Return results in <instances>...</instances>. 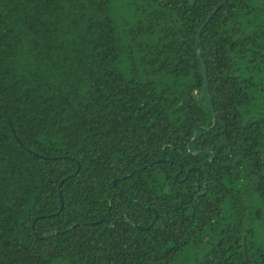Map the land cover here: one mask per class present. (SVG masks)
I'll use <instances>...</instances> for the list:
<instances>
[{"label": "trees", "instance_id": "trees-1", "mask_svg": "<svg viewBox=\"0 0 264 264\" xmlns=\"http://www.w3.org/2000/svg\"><path fill=\"white\" fill-rule=\"evenodd\" d=\"M222 2L0 0V264H264V0L199 57Z\"/></svg>", "mask_w": 264, "mask_h": 264}, {"label": "water", "instance_id": "water-1", "mask_svg": "<svg viewBox=\"0 0 264 264\" xmlns=\"http://www.w3.org/2000/svg\"><path fill=\"white\" fill-rule=\"evenodd\" d=\"M226 1H227V0H223V2H222V3H221L216 9L213 10V12L210 14L209 18L206 20L205 24H204V25L200 28V30L198 31L197 39H196V52H197V54H198L199 57L201 56V54H200V47H199L201 33H202V31H203L205 25H206V24L209 22V20L212 18V16L216 13V11H217L222 5H224V4L226 3ZM202 73H203V76H204V84H203V86H202V90H201V93H200V99H201V101H202L204 104H206V103L203 101L204 91H205L206 86H207V81H206V77H205V65H204L203 62H202ZM193 95H194V98H196V97H195V94H193ZM206 105H207V104H206ZM0 118L3 119V120H5V121L8 123V120H7L5 117L0 116ZM212 122H213L212 127H214V126H215V117L212 118ZM8 124H9V123H8ZM200 128H204V127L198 125V126H196V127L194 128V130H193V135H192V138H191L190 143L193 142V141L195 140V138H196V136H197V133H198V130H199ZM205 129H208V128H205ZM11 131H12V133H13V130H11ZM13 135H14V133H13ZM190 143H188L187 146H186V149H187V150L189 149V145H190ZM201 151H205V150H195V151H193V152H190L189 154H190V156H196V155H197L198 153H200ZM214 158H215V155L213 154L212 157L209 159V161H212ZM158 162H159V161H156V162H154V163H151V164H149V166H151L152 164L158 163ZM144 168H145V167L139 168V169H137L136 171H137V172H141ZM181 170H182V169L179 170V172H178L177 175H179V174L181 173ZM188 174H189V172L186 173V176H188ZM177 175L175 176V179H176ZM124 178H125V177H124ZM114 182H115V181H114ZM193 189H194V192L198 193L199 196H202V195L205 193V191H206L205 183H204V186H203L201 192H199V186H198L197 183H194V184H193ZM130 196H131L132 200H134V202H135L136 204H139L138 200H137L133 195H130ZM59 198H60V195H59ZM142 207H145V206L142 205ZM60 208H62V205H61ZM118 219H120V220H124L126 223H130V224H131L130 219L127 218V216H121V217H119ZM118 219H117V220H118ZM155 219H156V216H154V220H155ZM154 220H153V221H154ZM115 223H116V221L110 223V225H112V226L114 227V226H115ZM107 225H109V223H107ZM131 226H132L133 228H136V227H137L135 224H131ZM149 227H150V225H149L147 228H149ZM72 228H73V227H70V228L68 229V231L71 230ZM138 228H141V227H138ZM147 228H141V229H147ZM52 235H53V233H48L47 235H44L42 238L44 239V238L50 237V236H52Z\"/></svg>", "mask_w": 264, "mask_h": 264}, {"label": "rangeland", "instance_id": "rangeland-1", "mask_svg": "<svg viewBox=\"0 0 264 264\" xmlns=\"http://www.w3.org/2000/svg\"><path fill=\"white\" fill-rule=\"evenodd\" d=\"M187 146V145H186ZM190 146V145H189ZM187 150V149H186ZM189 150V149H188ZM187 150V151H188ZM192 152V151H191ZM190 152L188 151V154H189ZM190 155V154H189ZM151 164V163H150ZM153 165V164H152ZM190 252H193V251H190ZM189 255H192V256H194V253H190Z\"/></svg>", "mask_w": 264, "mask_h": 264}, {"label": "flooded vegetation", "instance_id": "flooded-vegetation-1", "mask_svg": "<svg viewBox=\"0 0 264 264\" xmlns=\"http://www.w3.org/2000/svg\"><path fill=\"white\" fill-rule=\"evenodd\" d=\"M128 192V191H127Z\"/></svg>", "mask_w": 264, "mask_h": 264}]
</instances>
